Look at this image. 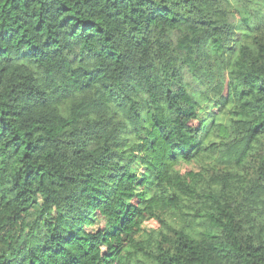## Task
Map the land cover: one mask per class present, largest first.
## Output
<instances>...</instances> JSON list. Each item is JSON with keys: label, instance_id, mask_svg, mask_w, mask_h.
<instances>
[{"label": "trees", "instance_id": "trees-1", "mask_svg": "<svg viewBox=\"0 0 264 264\" xmlns=\"http://www.w3.org/2000/svg\"><path fill=\"white\" fill-rule=\"evenodd\" d=\"M0 264H264V0H0Z\"/></svg>", "mask_w": 264, "mask_h": 264}, {"label": "rangeland", "instance_id": "rangeland-1", "mask_svg": "<svg viewBox=\"0 0 264 264\" xmlns=\"http://www.w3.org/2000/svg\"><path fill=\"white\" fill-rule=\"evenodd\" d=\"M192 168H193V169H197V167H196V166H192Z\"/></svg>", "mask_w": 264, "mask_h": 264}]
</instances>
